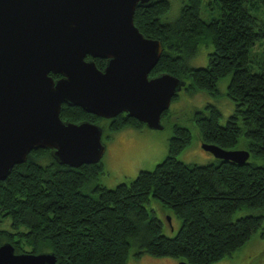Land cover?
<instances>
[{
	"label": "trees",
	"instance_id": "1",
	"mask_svg": "<svg viewBox=\"0 0 264 264\" xmlns=\"http://www.w3.org/2000/svg\"><path fill=\"white\" fill-rule=\"evenodd\" d=\"M219 2L220 15L210 21L199 16L202 0H183L177 17L163 21L169 0H152L147 7L136 6L133 22L163 47L149 76L166 72L188 77L183 89L214 95L218 79L231 73L227 96L234 110L225 123L220 124V111L210 103L196 110L192 121L201 144L231 150L244 135V150L264 160V71L248 67L250 48L264 37V20L257 15L264 0ZM200 43L212 45L208 64L191 67L188 60ZM94 61L99 69L105 66L104 59ZM60 118L96 123L107 130V138L123 128L146 127L125 113L107 120L67 104H62ZM190 140V130L174 124L167 155L153 170H141L131 182L110 189L96 184L93 194L84 188L102 173L100 161L71 167L56 161L48 148L32 149L25 162L0 180V219L8 215L13 230H0V244L11 243L15 252H52L57 264H126L133 240L139 241L137 257L147 252L188 264L219 260L248 240L264 220L255 214L232 219L240 209L264 206V161L238 164L215 158L201 165L185 163L177 155ZM151 198L180 219L175 236L163 234L162 223L147 209Z\"/></svg>",
	"mask_w": 264,
	"mask_h": 264
},
{
	"label": "water",
	"instance_id": "2",
	"mask_svg": "<svg viewBox=\"0 0 264 264\" xmlns=\"http://www.w3.org/2000/svg\"><path fill=\"white\" fill-rule=\"evenodd\" d=\"M151 2L0 0V180L37 148L71 167L101 160L102 127L63 121L62 104L104 119L125 113L149 129L163 128L161 116L186 81L166 72L149 76L163 47L139 31L133 16L136 6ZM95 58L105 60L103 69ZM201 147L238 164L249 157L247 150ZM56 260L52 252H15L11 243L0 244V264Z\"/></svg>",
	"mask_w": 264,
	"mask_h": 264
},
{
	"label": "rangeland",
	"instance_id": "3",
	"mask_svg": "<svg viewBox=\"0 0 264 264\" xmlns=\"http://www.w3.org/2000/svg\"><path fill=\"white\" fill-rule=\"evenodd\" d=\"M169 2L170 9L162 16L163 21H171L176 18L183 4V0H169ZM219 15V0H202L199 16L204 21L218 18ZM257 15L264 20V9ZM211 51L212 45L210 43H200L195 55L188 60L189 66H206ZM248 67L252 72L264 71V37L256 40L250 48ZM184 78L185 81H189L188 77ZM230 78L231 73L218 79L217 93L214 95L205 91L190 93L182 88L177 93V98L172 100L168 114L163 116L161 120L163 128L160 130H152L147 127L140 129L127 127L111 133L107 138V130L105 129L102 133L105 152L100 160L103 171L97 176V179L86 185L84 191L93 194L96 184H101L109 189L114 188L120 183L131 182L141 170H153L167 155L168 140L173 135L174 124L183 125L191 132V140L177 155L178 160L199 165L213 161L214 155L201 147L198 127L192 121V115L196 110L210 103L219 109L221 114L219 122L224 124L234 110V102L227 96ZM101 125L107 127V121H103ZM246 148L247 139L241 135L231 150H244ZM248 161L262 164L264 160L250 155ZM146 207L162 223L163 234L169 237L176 235L181 221L170 208L154 198L149 200ZM247 214L264 216V206L253 210L240 209L232 215V219ZM10 223V217L8 215L3 216L0 219V230L13 231ZM25 228L22 226L20 230H25ZM24 249L29 250V247L25 246ZM138 249L139 241L133 240L126 264H179L182 261L168 256H154L147 252H143L137 257L134 253ZM211 264H264V220L261 226L257 227L250 238L241 246Z\"/></svg>",
	"mask_w": 264,
	"mask_h": 264
},
{
	"label": "flooded vegetation",
	"instance_id": "4",
	"mask_svg": "<svg viewBox=\"0 0 264 264\" xmlns=\"http://www.w3.org/2000/svg\"><path fill=\"white\" fill-rule=\"evenodd\" d=\"M88 58H89V57H88ZM88 58H87V59H88ZM107 120H108V119H107Z\"/></svg>",
	"mask_w": 264,
	"mask_h": 264
}]
</instances>
